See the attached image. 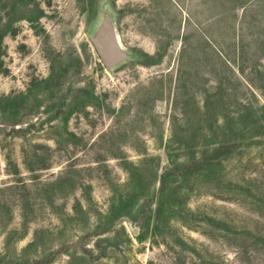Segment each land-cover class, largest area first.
Masks as SVG:
<instances>
[{
  "label": "rangeland",
  "instance_id": "374dc122",
  "mask_svg": "<svg viewBox=\"0 0 264 264\" xmlns=\"http://www.w3.org/2000/svg\"><path fill=\"white\" fill-rule=\"evenodd\" d=\"M0 264H264V0H0Z\"/></svg>",
  "mask_w": 264,
  "mask_h": 264
},
{
  "label": "water",
  "instance_id": "95a60500",
  "mask_svg": "<svg viewBox=\"0 0 264 264\" xmlns=\"http://www.w3.org/2000/svg\"><path fill=\"white\" fill-rule=\"evenodd\" d=\"M97 51L108 66L115 63L120 58V52L108 31L102 33L101 41L97 46Z\"/></svg>",
  "mask_w": 264,
  "mask_h": 264
}]
</instances>
